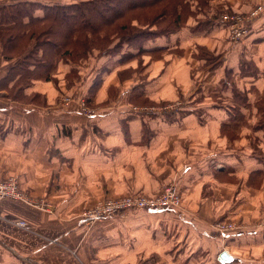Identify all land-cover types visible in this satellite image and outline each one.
I'll return each instance as SVG.
<instances>
[{
  "label": "crops",
  "instance_id": "crops-1",
  "mask_svg": "<svg viewBox=\"0 0 264 264\" xmlns=\"http://www.w3.org/2000/svg\"><path fill=\"white\" fill-rule=\"evenodd\" d=\"M221 1L147 45L162 49L166 63L151 62L146 79L132 86L121 83L129 69L120 67L117 56L93 54L79 70L92 73L80 86L98 106L94 116L53 106L54 91L41 108L0 101V179L17 176L24 192L49 205L43 211L19 200L0 202L1 216L31 228L0 219V264H264V258L237 252L264 251V224L249 223L242 234L222 238L214 226L256 219L263 198L249 184L264 178V129L255 128L261 119L256 103L264 97V0ZM259 5L263 11L249 34L232 45L219 13L248 14ZM202 48L209 58L199 56ZM59 66L64 76L75 67ZM195 86L205 100L181 118L135 110L136 101L182 100ZM32 89L25 94L52 86L37 82ZM222 129L244 138L233 144L221 138ZM220 176L242 181L238 201L235 185L221 183ZM169 183L181 196L180 208L135 210L94 222L84 217L104 196L158 195Z\"/></svg>",
  "mask_w": 264,
  "mask_h": 264
},
{
  "label": "trees",
  "instance_id": "trees-1",
  "mask_svg": "<svg viewBox=\"0 0 264 264\" xmlns=\"http://www.w3.org/2000/svg\"><path fill=\"white\" fill-rule=\"evenodd\" d=\"M211 1L202 3L200 0H194L195 4H192L189 0H71L50 5L24 1L2 4L0 44L5 48L2 53L8 58L11 57L8 56L9 53L19 50L21 54L18 57L24 56L6 78L8 85L13 83L8 89L17 87L18 95L24 99L28 96L25 90L34 81H49L53 71L61 63L75 66L65 76L68 81H76L75 77L80 74V63L92 50L89 48V38L95 35L98 37L132 11L148 9L152 13L146 23L147 27L145 26L148 29L136 28L134 35H129V31L124 37H119L121 42L127 41L130 45L135 43V47L143 53L161 51L162 49L158 48H143L142 40L150 39L151 36H168L181 30L190 18L201 13L206 14L211 8ZM38 10L42 11V15L36 14ZM167 18H171V22L160 26ZM150 26L156 27L158 31L149 29ZM120 28L126 30L123 26ZM108 36L109 33L103 34V40L109 38ZM139 40L140 43L137 42ZM75 49L79 52L74 53ZM200 50L211 56L203 48ZM131 56L135 55L130 54ZM98 86L99 81L92 85L89 93L94 94ZM240 97L243 99L242 93ZM89 102L91 103L90 98ZM256 107L261 119L255 128L264 129V97L257 101Z\"/></svg>",
  "mask_w": 264,
  "mask_h": 264
},
{
  "label": "rangeland",
  "instance_id": "rangeland-1",
  "mask_svg": "<svg viewBox=\"0 0 264 264\" xmlns=\"http://www.w3.org/2000/svg\"><path fill=\"white\" fill-rule=\"evenodd\" d=\"M40 2V3H44V4H58L61 2H65V1H71V0H0V5L2 4H10L13 2ZM174 2V0H172ZM179 1V0H178ZM192 4H195L194 0H189ZM202 3L203 1L206 0H200ZM215 1V0H212ZM218 2H220L221 0H216ZM222 2V1H221ZM220 2V3H221ZM211 3V2H210ZM179 5L181 3H178ZM211 5V4H210ZM261 6V5H259ZM259 6H257L256 8H254V10H256ZM262 7V6H261ZM263 10V7H262ZM253 11V10H252ZM225 13H230V11H225V12H220L219 13V17L221 19V16ZM36 14H40L42 15V11L40 12L39 10L36 11ZM230 14H240L241 16L246 17L248 14H242V13H230ZM149 16V17H148ZM152 16V13L148 11V9L145 10H139V11H132V12H128L126 13V15L124 17H122L115 26H112L111 28L107 29L106 31H103L102 34H100L98 37L97 35L92 36L91 38H89V42H90V46L88 43V46L91 50V53H89L88 57L83 59L82 63H80V66H82L85 62H88L92 59L91 56H93V54L97 53V54H102V55H112L113 57H116L120 60L119 64L122 65L120 67H125L128 68V71H125V73L123 74V76H121V83L123 84L124 82H126V84L128 86H132L134 84L137 83V81H144L143 76H145L146 74V69L148 67V65L153 62V61H164L166 63V59L163 57L164 53H161V51L159 52H152V53H143L139 51V48L135 47V43L133 45H130V43H128L127 41H122L121 39H119V37L121 38L124 37L125 35H127V33L132 34H136V30L138 28H143V29H148L146 28V23L148 22V19H150ZM135 18H139L138 20H133ZM209 20V18L207 19ZM205 20V22L207 21ZM120 22V23H119ZM171 22V18H167L165 21H163L160 26L162 25H166L168 23ZM208 22V21H207ZM253 22V21H252ZM142 23V24H140ZM252 24V23H251ZM251 24L248 26L249 28V32H250V28H251ZM121 26H123V28L126 30H123L122 28H120ZM146 26V27H145ZM159 27V26H158ZM137 28V29H136ZM226 28L228 30V38H229V42L234 45V44H238L234 43L231 39V32H230V28L226 25ZM149 29H152L153 31H158V29L156 27H151ZM248 32V34H249ZM105 33H109V38L104 39L102 35ZM166 36H158V38H163ZM158 38H154V36H151L150 39H145L144 41L139 40L137 41L138 43H142L143 44V48L147 45H150L151 42H154L155 40H157ZM138 39V38H137ZM2 51H5V48L3 45L0 44V101H16L18 103H22L25 104L27 106H35V107H45L47 106V101L49 100L48 98V93L49 91H54L55 92V99H53L54 104L53 106L56 107H67V108H77L78 112L82 113V104L84 102L85 107L90 109V110H94V111H99L98 110V106L95 105L94 103H90L89 102V97L88 95L86 96L84 90L81 91V81H86L87 79H89L90 75L92 74L89 70L85 69V71H82L81 74H79V76L75 77L76 81L71 79V80H67V76L63 75V71H60V69L62 68V66L60 67L58 65V67L53 71L52 75H51V79L49 81H34L33 84L28 88L29 90H33L32 88L35 86V84L37 82H43V84L45 85H50L52 86V89L50 90H43L42 93L43 94H39V93H35L34 91H29L31 92L26 98L23 99V96L20 97L19 92H18V88H14V89H8L10 87L11 84L8 85L7 82V76L9 75V72L12 70V68L14 66H16L19 62L20 59L23 58L24 56L18 57V55L21 54V51L16 50L14 53H9L8 56L11 57H5L4 54L2 53ZM75 52H79V50L75 49ZM140 52V53H139ZM130 54L135 55V56H131ZM203 55L204 57H210L207 56L205 54V52H203L202 50H199V56ZM151 74L149 75L150 78ZM148 77V76H147ZM76 82H78L76 88L74 89V91H71V88L73 86H75ZM191 92L192 94L190 96H187L186 98L179 100V101H173V102H154L153 104H149V102L147 100H145V102L142 101H136L135 103L137 104V106H135V110L137 109H141V113L140 116H149V117H175L176 119L181 118L183 116H185L186 114H189L190 112H192L191 110L197 105L198 100H205L202 99V94L199 95L198 90H197V86H195L194 88L191 87ZM91 94V92L89 93ZM93 95V94H92ZM17 96V97H16ZM236 97L239 98L240 94H236ZM205 98V97H204ZM209 99V98H208ZM91 100V99H90ZM139 106H146V107H139ZM154 112V113H153ZM194 113V112H193ZM84 114V113H83ZM86 115V114H85ZM96 115V114H95ZM138 115V114H137ZM139 116V115H138ZM257 116H260L257 114ZM221 138H232L231 141L233 144L239 145L240 142V138L243 140L244 137H241V135L239 133H234L225 129H222L221 131ZM227 138V139H228ZM235 139V140H234ZM224 144L220 143L219 147L223 148ZM211 147V145H210ZM217 148V147H215ZM14 178H17V180L19 181V178L17 176H11ZM9 177V178H11ZM219 181H221V183H226V184H234L236 187V194L234 196V201H238L241 197L242 194L239 193V191L241 190V188L243 187V183L239 178H228V177H223L220 176ZM249 184V182H248ZM20 185V182H19ZM167 185H174L173 183H169ZM165 185L164 188L167 186ZM254 187L255 193H258L260 196H262V207L260 211V215H256V219H241L239 220H220L219 222H217L214 226L215 228L218 230L221 238L224 237V235L229 234L230 232H235L236 233H243L242 230L245 228L243 225L249 224L251 223L252 225L257 224V226L259 225H263L264 224V178H260V179H256L255 181L253 180L250 184L249 187ZM163 188V191H164ZM176 188V186H175ZM177 190V188H176ZM20 191L22 192V194L25 196L24 199L19 200L22 203L27 204L28 206L35 208V209H39V210H47L49 205L47 204V201L45 199H39L38 197H35L33 195H31L28 192H24L21 187H20ZM162 191V192H163ZM162 192L160 194H162ZM177 193L180 197V204L177 207L174 208H180L182 206V199L181 196L177 190ZM254 193V194H255ZM158 195H146V194H142V193H138L135 194V192H129V193H125L119 196H104L102 197L97 203H95L93 206H91L89 209L86 210V212H84V215L90 211L93 210L95 208H97L98 206H100L103 203H106L109 200L112 201H119L122 200L123 198L126 199L128 197H145V198H154L155 196H159ZM15 200V199H13ZM3 201V200H2ZM18 201V202H19ZM232 201V200H230ZM226 204V203H225ZM135 211V210H134ZM132 212V211H129ZM123 214V213H122ZM121 215V214H120ZM85 217V216H84ZM86 218V217H85ZM0 219H2L3 221L5 220L8 221L6 223H8L9 225L11 224L13 227L17 228V229H23V230H31L29 224L26 221L23 220H18V219H14V218H7V217H3L0 215ZM24 223H26L25 225H22ZM239 230V231H237ZM237 251V250H236ZM239 254L243 255L244 257L246 256L247 258H254V257H258V259H263L264 258V251L254 254L253 252H244L243 250H238L237 251ZM260 257V258H259Z\"/></svg>",
  "mask_w": 264,
  "mask_h": 264
},
{
  "label": "built area",
  "instance_id": "built-area-1",
  "mask_svg": "<svg viewBox=\"0 0 264 264\" xmlns=\"http://www.w3.org/2000/svg\"><path fill=\"white\" fill-rule=\"evenodd\" d=\"M262 7L259 6L253 10L246 17L240 14L225 13L221 16V21L230 28L231 39L234 43L240 42L248 35V26L258 18L262 12ZM82 113L94 116L96 111L90 110L82 104ZM24 195L20 191V185L17 178L11 177L7 179H0V202L5 199L22 200ZM180 204V197L174 185H167L164 191L159 196L154 198L145 197H128L119 201L109 200L101 204L97 208L88 211L84 216L89 222L103 220L118 216L134 210H162L171 207H177ZM26 223L23 222L22 225Z\"/></svg>",
  "mask_w": 264,
  "mask_h": 264
},
{
  "label": "water",
  "instance_id": "water-1",
  "mask_svg": "<svg viewBox=\"0 0 264 264\" xmlns=\"http://www.w3.org/2000/svg\"><path fill=\"white\" fill-rule=\"evenodd\" d=\"M222 258L225 259V260H227L229 258V256H228V254L226 252H224L222 254Z\"/></svg>",
  "mask_w": 264,
  "mask_h": 264
}]
</instances>
